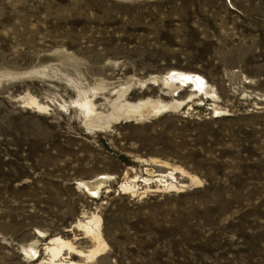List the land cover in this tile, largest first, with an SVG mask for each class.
<instances>
[{
  "label": "rangeland",
  "instance_id": "1",
  "mask_svg": "<svg viewBox=\"0 0 264 264\" xmlns=\"http://www.w3.org/2000/svg\"><path fill=\"white\" fill-rule=\"evenodd\" d=\"M172 71L216 98L187 84L161 99L193 95L190 110L104 132L73 109L85 93L108 111L118 87L157 98L145 81ZM5 74L16 78L0 82V264H40L48 237L89 250L72 226L93 213L109 249L92 264H264V0H0ZM151 159L201 185L119 193L124 173L166 171ZM104 176L97 198L77 188ZM30 245L36 260L20 254Z\"/></svg>",
  "mask_w": 264,
  "mask_h": 264
},
{
  "label": "bare ground",
  "instance_id": "2",
  "mask_svg": "<svg viewBox=\"0 0 264 264\" xmlns=\"http://www.w3.org/2000/svg\"><path fill=\"white\" fill-rule=\"evenodd\" d=\"M8 77L14 80L16 78V77L11 78L10 75L0 76V82H3ZM145 84L153 85V86H160L162 90V92H160V96L157 98H152L151 96L145 97V98L143 97V98H139L136 101L132 102L127 98V93L131 87L130 86L126 88L118 87V89L113 90L111 93L113 97L115 96V98L110 101H106L107 102L106 106L108 107V111H104L103 107L102 109L98 107L95 101L97 99L94 98L95 99L94 100L93 97L92 98L88 97L86 96L87 94L85 93L82 94L83 96L81 99H79L78 101L76 100L77 102H75L73 109L75 108L80 112L81 117L83 118V123L88 129H92L95 132H104L106 130L111 129L113 125L116 126V124L118 123H122V122L137 123L139 121H144V120L146 122V119L148 120L151 117H158L166 113L174 114L178 111L182 112V110H184L185 108L187 110H190L191 109L190 104L193 103V99H194L193 95L188 96L189 94H187L188 97L186 96V98L182 100L176 99V98H173V99L170 98V101L168 100L163 101L161 99V97H168V96L176 97L177 94L181 92L182 88H184L187 84L192 85V88H194L195 91H197L196 93L197 95L202 93L204 95H210L212 98H216L213 90L212 92H209L211 89H209V91L207 90L209 86L207 87L205 80L196 75L194 76L190 74H184V73L172 71L166 76H163L160 78L159 77L150 78L145 81ZM142 85L144 86V84H141L140 86L142 87ZM195 91L193 92L195 93ZM148 93L146 94V96L148 95ZM197 95H194V96H197ZM206 97H209V96H206ZM25 103H26L25 106L28 109H33L34 112H43V111L46 112L47 107L43 104L38 103L35 99L29 98L27 99ZM198 104H200V101ZM212 105L215 106V104H212ZM210 108H211V105H210ZM213 111L216 112L215 110ZM217 113H223V112L222 110L221 111L217 110ZM138 162H141L143 164L146 161L139 160ZM150 162L156 167L166 169V171L151 174L150 175L151 177H137L136 175L135 177L133 176V178H128L127 174L124 173L125 180L118 187L119 193H121L122 195H130L134 197L137 194L139 195L147 194V192L148 193L149 192H162L163 193L165 191L182 192L181 191L182 188L188 187V184H191L192 186L193 184L198 185L201 183V181L196 176L189 174L188 172H186L180 167L171 168L167 162L158 161L155 159H151ZM177 176L179 178H177ZM103 179L108 181L107 179H109V177L104 176V177L96 178L88 182H82V183L78 182L77 188L83 189L87 191V193L91 197L97 198L99 195V191L103 188L104 190H107L106 191L107 193L110 192L108 188L103 186V182H101V180ZM181 180H186V183H180ZM137 183L143 184L144 189H141V188L139 189L138 185H136ZM154 184L156 186L150 187V185H154ZM152 189H155V190H152ZM101 223H102L101 218L97 214L93 213L89 216H84V219L82 221L79 220L78 222H76L75 225L72 226L73 228L81 232L83 238L89 239L90 242L93 243V247L87 251L79 250L74 245L73 240L72 241L66 240L59 236L48 237L44 245V252H43L46 258L44 256V258L41 259L39 263L40 264H81L79 262L71 260V257L83 259L84 263L86 264L94 263L98 258L105 255L109 249L108 245L106 244L102 236ZM37 235H38V239L46 238V235L42 232H38ZM34 248L31 245L29 247H21L20 254L23 257H27L28 259L36 260L38 258V251Z\"/></svg>",
  "mask_w": 264,
  "mask_h": 264
}]
</instances>
